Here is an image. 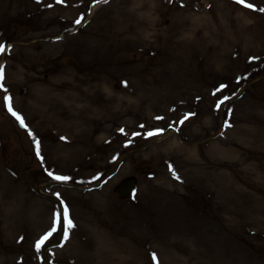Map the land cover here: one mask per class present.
Listing matches in <instances>:
<instances>
[{"label":"rangeland","instance_id":"obj_1","mask_svg":"<svg viewBox=\"0 0 264 264\" xmlns=\"http://www.w3.org/2000/svg\"><path fill=\"white\" fill-rule=\"evenodd\" d=\"M262 9L0 0V264H264Z\"/></svg>","mask_w":264,"mask_h":264},{"label":"snow or ice","instance_id":"obj_2","mask_svg":"<svg viewBox=\"0 0 264 264\" xmlns=\"http://www.w3.org/2000/svg\"><path fill=\"white\" fill-rule=\"evenodd\" d=\"M58 2H60V0H58ZM104 2H107V0H104ZM237 2H238V3H243L244 0H237ZM246 6H247V7H252L251 4H248V5H246ZM262 11H264V9H262ZM76 23L79 24V23H80V20L78 19V20L76 21ZM2 51H4V47H3L2 45H0V52H2ZM3 78H4V77H3V71H2V68H0V81H2ZM221 87H224V86L222 85ZM218 91H219V89H218ZM214 94H215V93H214ZM225 99H228V98L225 97ZM220 103H223V101H221ZM217 107H219V104L217 105ZM9 111H10V112L12 111L11 106H9ZM12 114H13L14 116H16L17 120H18V121L21 123V125L23 126V125H24V121H23V119H22L19 115H17L15 112H12ZM185 118H187V117H185ZM122 131H123V130H122ZM154 134H155V133H148V135H154ZM38 154H39V153H38ZM49 175H51V173H49ZM53 178L56 179V180H67V179H68V177H62V176H55V177H53ZM62 217H63V223H64V239L66 240V239H68V233H69V230L73 227L72 221L69 219V216H68V209H67V208H65V209L63 210ZM52 231H53V232L56 231V228L53 227ZM50 235H51V232H49V233L46 234L44 237H42L41 240H39V241L37 242V248H39V247L44 243V241L48 239V236H50ZM153 259H154V260L156 259L155 255H153Z\"/></svg>","mask_w":264,"mask_h":264},{"label":"water","instance_id":"obj_3","mask_svg":"<svg viewBox=\"0 0 264 264\" xmlns=\"http://www.w3.org/2000/svg\"><path fill=\"white\" fill-rule=\"evenodd\" d=\"M135 186V179L130 178L122 182V184L119 186L117 190V194L120 198L127 197L133 190Z\"/></svg>","mask_w":264,"mask_h":264},{"label":"bare ground","instance_id":"obj_4","mask_svg":"<svg viewBox=\"0 0 264 264\" xmlns=\"http://www.w3.org/2000/svg\"><path fill=\"white\" fill-rule=\"evenodd\" d=\"M39 98V97H38ZM72 104V102L69 104V105H71ZM76 105V104H75ZM61 126L63 127V132H71V130L70 129H74L75 128V126L74 125H63L62 123H61ZM171 134H173V131H168L167 133H166V135H171Z\"/></svg>","mask_w":264,"mask_h":264}]
</instances>
